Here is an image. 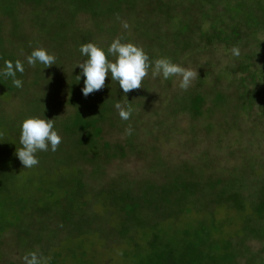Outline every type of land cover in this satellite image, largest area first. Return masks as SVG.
Segmentation results:
<instances>
[{
    "label": "trees",
    "instance_id": "obj_1",
    "mask_svg": "<svg viewBox=\"0 0 264 264\" xmlns=\"http://www.w3.org/2000/svg\"><path fill=\"white\" fill-rule=\"evenodd\" d=\"M123 18L138 34L133 43H138L150 60L168 58L186 68L211 46L242 48V35L253 39L264 33V0H0V72L5 61L19 60L24 66L22 74L16 73L22 88L14 87L11 77L0 75V114H8L7 100L18 101L9 111L13 118L2 119L11 142L8 141L7 150L0 148L1 164L10 168L14 163L19 168V159L11 149L21 147L20 125L26 118L53 119L54 130L62 138L55 152L49 149L36 154L39 160L36 171L34 167L21 168L23 179H16L9 169L8 182L0 181V207L12 210L7 208L3 214V218L9 214L12 218L0 229V249L6 233L15 230L27 254L35 252L34 228L39 224V239L41 236L51 239L46 244L41 238L42 246L35 253L42 259L51 258L50 264H57V259L71 254L63 252L60 245L68 243L72 248L76 238L86 241V245L90 241V245L88 250L82 248L78 254L73 253L74 260L80 257L74 264H104V255L98 253L96 242L103 235H110L107 227L111 225L129 243L124 255L118 256L128 264H264V178L252 165L237 164L225 176L211 173L201 177L204 174L201 170L207 167L195 172L198 167L194 164H177L167 167L160 184L141 179L135 188L122 176L101 181L106 176L103 166L106 159L125 158L139 147L135 142L139 131L134 127L131 135H126L124 145L116 144L114 134L108 140L102 139L106 127L109 132V128L122 127L115 103L133 106L135 102L131 101L145 97L147 91L142 87L134 94H125L109 76L102 90L85 97L81 92L83 76L79 81L75 78L81 69H69L68 62L86 59L79 48L88 42L97 45L94 30H105L111 42L115 27ZM104 21L115 25L108 23L109 27L103 28ZM259 46L264 49V41ZM37 47L54 54L56 65L45 69L39 63L35 68L28 65V55L20 54L19 49L30 54ZM103 50L107 52V48ZM240 59L238 69L248 76L239 80L238 84L244 87L236 97L234 92L217 87V82H208L210 73L203 71L198 73L194 86L172 100L169 104H174L172 111L195 121L225 112L228 107L232 109L227 114L231 119L219 131L235 127L239 106L250 109L253 101L264 95V64L257 61L258 53L253 51ZM225 70L233 71L230 65ZM256 78L259 82H255ZM248 79L252 81L248 82L251 91L245 85ZM170 80L164 81L168 84ZM144 85L147 86L145 82ZM117 92L119 98H114ZM58 107L67 112L62 119L53 114ZM260 108L264 112V101ZM219 137L217 144L222 141ZM12 140L18 144L14 146ZM4 152L9 156L4 158ZM49 159L59 163V172L55 166L48 169ZM87 162L94 166V181L103 182L99 188L90 187L86 177L79 173L81 163ZM227 205L244 216L245 226L234 234L239 237L236 242L232 241L233 236H220L222 222L213 213ZM194 211L202 217L187 223ZM28 220L27 228L31 229L23 230L20 223ZM166 222L176 228L163 224ZM165 226L169 228L164 229ZM251 239L258 240L261 249L249 248L245 242Z\"/></svg>",
    "mask_w": 264,
    "mask_h": 264
},
{
    "label": "rangeland",
    "instance_id": "obj_2",
    "mask_svg": "<svg viewBox=\"0 0 264 264\" xmlns=\"http://www.w3.org/2000/svg\"><path fill=\"white\" fill-rule=\"evenodd\" d=\"M124 21V18L123 20L120 19V22L116 25V31L113 34V39L122 34V38L124 39L122 42L133 43L135 42L134 40L138 34H136V31L132 27L124 29L122 27V22ZM108 23L110 22L104 21L103 28L109 27ZM111 23L112 25H115L113 22ZM23 24L24 26H27L26 21H24ZM94 32L97 39V46L102 49L108 48L113 39L110 42V38L105 30H94ZM263 41L264 33H258L253 39H247L244 35H242V48L238 47L240 51L239 56H234L232 54L231 49L233 47H224L223 49L211 46L210 49L199 53V56H196L197 58L195 57L190 64H187L186 68L197 70L198 73L203 71H205L206 74L210 73L208 82H217V87L227 91L228 93L234 92L235 95L244 87L243 84H238L239 80L248 76V73H243L238 69V64L241 62L240 57L242 55H249L255 51L256 54L258 53L257 61L264 64V49H262V46H259V44ZM133 44L137 45L138 43ZM29 48L30 47H28V49ZM26 52L27 51L19 49L20 54L26 56L29 55ZM73 60L74 62H68V67L71 70H77L79 67L74 66L79 61H77V59ZM229 65L232 66L233 71L231 73H227L225 70V68ZM223 72L226 75H223ZM256 81L259 82L257 78L255 79V82ZM143 82L147 84V86H143L142 84V87L145 88L147 94L143 98L137 97L131 101L135 103L131 106L133 111L130 119L127 120V123H123V120L119 119L122 121L120 124L122 127H120L119 130L109 128V132L106 127L105 131L107 133L102 135L103 140H108L111 135L114 134L113 138L115 139L116 144L124 145V140H126L125 129L130 125L132 129L134 127L137 132L139 131V137L137 141H135L136 146L139 147L136 148L135 151L128 152V155H126L125 158L106 159V162L103 163V166H105L104 169L106 170V176H104V179L101 181L110 179L114 176H122L124 179L129 181L128 185L132 188L137 187L136 183L141 179H148L155 182V184H160L161 181H163V176L165 175L168 166H176L177 164L181 165L183 163L194 164V166H197L198 168L195 172H198L201 168L205 169L207 167L205 170H201L204 172L201 177L203 175L205 176V174L208 175L211 173H214L213 176H218L220 174L225 176V174H229V172L232 171L233 167L238 165H252L256 171H259V174L263 175L262 177L264 178V112L260 110V106L264 101L263 94H260L259 97L253 101L250 109L248 107L245 108L244 106H239L240 109H237L238 119L236 126L225 132H221L219 131V128L222 124H228L227 119L230 117L227 114L228 112H231L232 109H228L227 107L225 110L226 113L215 112L212 117L208 115L202 118L199 117L198 120L192 121L186 114L173 112L172 110H174V104L171 106L169 105L175 97L184 95V90H181L178 86L179 77H172L170 83L166 84L160 77L153 78L150 71L149 75L143 80ZM194 82L195 81H193L192 86H194ZM248 82L252 81L249 79L248 81H245L247 89L251 91L252 85L248 84ZM256 89H259V84H257ZM131 92L134 94L136 90L130 91V93ZM59 93L63 96V91H60ZM114 95V98H119L118 92ZM137 96L139 95L137 94ZM124 97L126 98V95ZM17 103V100L12 102L7 100L5 107L11 111L17 106ZM26 105H29V103ZM122 105L127 106L128 104L125 105V103H122ZM206 105L209 106L208 101ZM23 108L26 110L24 106ZM9 111L8 114H0V148H4L6 150L7 145L11 142V138L10 136L8 137V134L4 131V122L2 119L4 117L13 118V116H9ZM27 111V113L31 115V109H28ZM224 113L225 118L223 117ZM53 114H55V117L56 114L59 115L58 118L62 119V117H65L67 112L65 109L58 107L57 110L56 108L54 109ZM118 118L120 117L118 116ZM126 124H128V126H126ZM218 137L222 140L221 144L215 143ZM16 140H12V144L14 146L18 144ZM11 151L16 156V151L12 149ZM6 156H9V154L7 155V152H4L3 157L5 158ZM16 157L14 160L18 158ZM2 162L3 160L0 159V181L4 183L8 182L9 169H11V174H13L16 179H23L22 172L24 171L20 170L23 168L20 161L17 162L19 168H17L14 163L11 164L9 168L7 165L1 164ZM164 162L165 165L160 166V164H164ZM47 166L48 169L55 166L56 171L59 172V163H55L54 159H49ZM93 169L94 166L91 162L81 163L79 173L82 172V176L86 177L85 182L90 187L96 189L99 188L103 182L100 183L98 182L99 180L94 181L93 176L96 177V175L93 174ZM34 171H36L35 167ZM99 183L100 185H98ZM249 192L252 191L250 190ZM249 192L246 190V193ZM247 196H249V194ZM7 208L5 209L0 207V229L3 225H5L6 220H10L12 218L10 214L8 217L3 218L4 212L9 209ZM9 211L12 210L9 209ZM14 213L15 217H17L18 214L15 209ZM193 213L194 214L190 215L191 219L187 220V223L196 222L200 220V217H202L199 212L194 211ZM213 213H215V216L221 219L222 222V234H220V236H227L229 238L230 236H233L231 238L233 242L239 240V237L234 234L240 230L242 226H245L244 220L242 221L244 216L235 212V210L231 209L228 205L224 208L216 210ZM29 220L33 221L31 218H29ZM29 220L25 221L23 224L20 223L23 230H27L28 228L31 229V227L27 228ZM171 222L163 224L170 225L172 227ZM38 227L34 228V243H36V245L33 246L34 251L37 253L39 252L40 246H42V244H39L41 238L42 242H45L46 244L51 239V236H41L39 239L40 231H38ZM107 228H110L111 230L110 235H103V238H100L99 242L95 241L98 244V253L101 252L105 256L102 257L104 264H113L114 262L117 264H128L126 261H123V259L120 260L118 256L124 255L126 249L129 248V243L123 241V238L113 230V226L109 225ZM107 228L104 229L108 230ZM168 228V226L164 227V229ZM175 228L176 227L173 229ZM14 231L15 230H10L9 233H6L5 235L7 237L1 245L2 249H0V264H24L23 257L29 255L26 252L27 249L22 248V244L19 242L20 240L16 238V233ZM61 236L62 234H60V237ZM73 242L72 248L68 245V243L63 246L60 245V249L63 252L67 251L68 253H72L69 255L66 254L62 256V258L57 259V264H74V262L80 260V257H76V260H74L73 253L78 254L80 252L79 250L82 248L88 250L90 245V241H87L89 245H86V241L82 242L81 238L73 239ZM245 243L253 251L261 249V243L258 240L251 239L247 240ZM77 244L80 247H78ZM50 259L43 258L42 261L44 264H50ZM96 262H99V258L96 259Z\"/></svg>",
    "mask_w": 264,
    "mask_h": 264
},
{
    "label": "clouds",
    "instance_id": "obj_3",
    "mask_svg": "<svg viewBox=\"0 0 264 264\" xmlns=\"http://www.w3.org/2000/svg\"><path fill=\"white\" fill-rule=\"evenodd\" d=\"M122 27L128 29L129 24L124 21ZM79 51L86 59L74 66L81 69L80 74L75 78L76 81H79L83 76L84 86L81 92L85 97L102 90L106 78L109 76L111 81L116 82L125 94L142 88L143 80L149 75V70H151L153 78L162 77L164 80H168L172 77H179L178 86L184 91L199 78L197 70L182 67L171 62L168 58L150 60L141 47L131 42H122V37L113 39L107 48V52L91 42L81 44ZM231 52L234 56L240 55V51L236 47H233ZM109 56L114 59L110 60ZM26 60L28 65L32 67H35L37 63L42 64L44 69L56 65V56L42 47L33 49ZM4 63L5 67L0 75L5 78L11 77L13 86L22 88V81L16 78V73L22 74L24 72L23 63L19 60L14 63L12 61H5ZM114 107L121 120L130 119L133 111L130 104L124 106L117 102ZM132 131L133 129L129 125L125 129V134L131 135ZM61 142V136L54 130L53 119L26 118L20 125L19 143L21 147L16 149L15 154L23 168L31 169L39 163L36 156L38 152L49 149L55 152ZM23 260L24 264H44L41 257L35 252L26 255Z\"/></svg>",
    "mask_w": 264,
    "mask_h": 264
}]
</instances>
